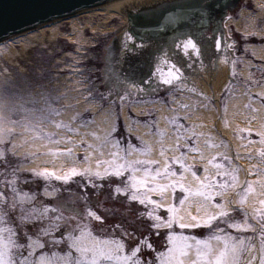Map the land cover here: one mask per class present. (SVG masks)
<instances>
[{
    "label": "snow or ice",
    "instance_id": "1",
    "mask_svg": "<svg viewBox=\"0 0 264 264\" xmlns=\"http://www.w3.org/2000/svg\"><path fill=\"white\" fill-rule=\"evenodd\" d=\"M182 47L185 55L189 54V49L195 53L198 51L192 41L184 42ZM169 69L165 76L158 66L157 74L164 84L172 85L180 74L174 64L169 65ZM205 98L210 102L215 99L214 96ZM260 99L264 101V95ZM183 107L187 108L188 105ZM223 111L227 113L226 105ZM59 115L60 112L51 109L50 116ZM188 119V116L175 117L176 121ZM54 126L67 135L81 136L71 123ZM87 126V123L82 125ZM175 126L182 135L177 136L176 143L168 151L179 154L167 156L162 148L160 156L164 159L153 160L133 158L138 149L131 143L121 148V141L116 138L118 128L114 125L100 148L111 146L116 151L109 152L111 159L97 160L95 167L89 150L94 153L97 149L87 142L89 133L81 136L79 145L74 140L63 137L53 139L49 135L48 139L56 145H72L66 152H50L49 155L67 156L75 161V148L84 147L82 162L86 166L82 170L72 167L61 174L32 170V175L44 182L42 193L25 192L18 179L4 180V188L0 190V264H201L202 261L204 264H264V255L253 258L257 252L255 245L241 239L244 233L259 231L264 246V196L250 206L254 185L247 178V170L242 183L239 176L241 169L233 168L228 163L226 152L222 156L205 159L200 142L204 139L206 147L215 149L226 145H209L206 134L198 132L195 127H185L183 124ZM90 134L96 140L100 139L97 133ZM248 134L252 135L250 129ZM256 134L261 137L259 143L264 145V125ZM10 143L0 134V144L4 145L0 148V161L4 163H7L9 155H15V146L11 150L8 148ZM143 154L150 155V152ZM99 155L103 156L104 152L99 151ZM197 157L204 161L200 169L196 167ZM259 157L264 162V149H261ZM217 159H223L226 163H216ZM198 171L203 174L198 175ZM261 173H264V169L257 174ZM114 180L119 186L113 192L111 182ZM105 182L110 189L109 195L114 194L129 202L130 207H142L138 219L149 222L150 232L163 235V250L153 247L150 237L127 244L123 237L132 233L122 223L112 225L113 229H119L121 239L112 238L115 232H106L103 227L106 218L93 209L91 197L86 195L93 189L103 188ZM24 183L27 185L28 181ZM57 183L60 187H57ZM72 184L78 187L82 185L83 192L74 193L73 201L77 205L82 202L84 207H74L65 215V202L59 199L61 187ZM56 189L60 191L56 192ZM260 189L264 193V180L260 182ZM54 192L55 198L52 195ZM93 221L99 222L101 227L91 228L89 225ZM221 224L225 227H220ZM29 227L34 230L32 233L26 230ZM188 229H207L210 235L206 240H197L194 235L183 234V230ZM228 230H235L238 235L233 236ZM105 233L109 238H101ZM213 241L216 242L215 246ZM137 244L141 247H137ZM142 248L155 253L152 260L145 262L140 259Z\"/></svg>",
    "mask_w": 264,
    "mask_h": 264
},
{
    "label": "rangeland",
    "instance_id": "2",
    "mask_svg": "<svg viewBox=\"0 0 264 264\" xmlns=\"http://www.w3.org/2000/svg\"><path fill=\"white\" fill-rule=\"evenodd\" d=\"M80 21L82 24H85L86 21H90L93 25H97L99 28L105 25V22L100 20L99 16L88 18L87 16L82 15L80 16ZM110 23L111 22H108L107 25ZM59 27L61 32L65 34L71 33L69 22H63ZM126 30L127 27L120 28L111 35L102 36V32H99L98 30L96 32H92L89 27H87V30L84 32L85 43L81 46V49L77 47V44L70 43L68 40L64 39V37L59 36L54 40L48 39L49 32H47L46 38L42 43L38 42L34 46L32 45L24 53L21 52V46L14 44V50L17 51L18 54L12 61L0 56V134H3L4 139L11 141L8 145L10 150L13 148V145L15 146V155H9L7 163L0 161V190H3L4 188L5 179H18L19 184L24 186L23 190L25 192L42 193L44 182L41 179L34 177L32 175V170H47L49 172L61 174L60 171L49 170L40 166L45 162L44 160L48 159H46V157H49L48 161H50L51 165H57L59 157L49 155L48 153L66 152L68 148L72 147V145H65L62 143L60 144L62 145V148L57 150L56 148L58 147L55 146L59 145L52 143L48 139L49 135H52L53 139H60L62 137L65 140L71 139L79 145L81 136L84 133H89L86 139L91 141L90 144H93L92 141H98L90 134L95 132L100 136V143L99 145L94 143V146L98 148L94 153L99 154V151L102 150L104 152L102 159H111L109 152L116 151V149L111 148V150L107 151L105 149L106 147L103 149L100 148V146L104 143L106 136L104 138L102 137L103 132L99 131L102 127L99 124V119H97V116H104L105 111L107 110L108 112L106 115L109 112H113V126L115 125L118 128L116 138L121 141V148H123L127 143H131L138 149L136 154L143 156L138 159H148L147 157H149V155L143 154L145 152H150V155H152V149L149 145H147L152 136L155 137L154 139L157 142L156 147H158V151L160 152L162 148L167 151L169 148H165L166 144L163 141L166 137L170 136L169 133L172 132L176 135H174V139L172 140L175 143L177 136L182 135V132L175 126L176 124H183L185 127H195L193 115L194 110L198 111L205 108L206 110L213 109L217 111L214 103H202L197 99H194L190 104H185L184 101L186 102L193 99L192 93L191 91H188V93L186 92L183 97L181 92L185 89L184 87L180 88L179 86L168 87L170 88V92H167L161 97V99H166L167 102H157L156 104L158 107L154 106L153 108H146V111L144 110V116L132 117L135 115L132 113V105L123 103L121 100L119 103L111 100L113 97L117 96L116 94L119 92L117 93L114 91L115 88L113 84L115 82H113V84L109 83L112 90V96H108L106 92L104 80L105 74L103 71V69L107 66L105 57L110 53H112V56L113 52L119 48L117 34L120 33L117 32ZM91 45L93 46L91 47ZM125 51L127 50L121 51L120 54ZM251 71V77L248 75V86H251L252 89H259L260 87L264 88V77L262 81H260L259 72L253 70ZM110 76L111 75L109 74L106 77L111 79ZM251 81L254 83H251ZM126 91H129V88H127ZM260 94L264 95L263 93ZM259 97L260 95L256 94L253 97V100L258 101L256 99H259ZM260 104L264 107V102H260ZM183 105H188V107L185 108ZM205 105H207V107H205ZM225 105L228 107V104L224 103L222 105L223 109ZM119 107H121L120 114L116 115V113L118 114ZM162 107H165L171 112V114L168 115L162 114V111L159 112V109ZM51 109L57 110L61 113V115L50 116ZM184 110L186 113H184ZM149 111H153V114ZM124 114L127 115V119H125V121L123 117H121ZM161 114L162 119H165L166 126L170 129L162 126ZM176 116H188L189 119L186 121H176ZM126 121L129 123L128 126H126ZM60 123H71L73 128L80 132L81 136L67 135L65 131L54 126L55 124ZM85 123H87L88 126L82 127ZM138 128H143V135H146L147 137L148 135H151L148 141L147 139L144 140L140 137L137 132ZM237 129L238 128L235 129L234 133H237ZM220 131L221 130L214 129L211 132V134L215 137L210 139L209 145L212 143H223L226 147H229L228 142L222 137ZM242 132L244 133V143L251 142L252 144L254 142H259L261 139V137L254 131H251L252 135H249L247 131ZM175 143L171 144L172 147ZM180 143L183 144V141L181 140ZM3 147L4 145L0 144V148ZM54 147L55 150H53ZM172 147H170V149ZM76 148H82L85 150L84 147ZM207 148L209 150L214 149L212 147ZM201 149L204 153L205 149L203 147H201ZM262 149H264V147ZM229 151L230 154L228 155V163H230L233 168H236L237 162H233L231 156L234 155L235 157L236 155H240V153L234 154L233 149H229ZM80 152H76L78 158L77 160L84 164L82 162V157L85 153ZM178 154L179 153H167V156ZM222 155V153L214 152V154H212L208 159L213 156L219 157ZM104 156L108 157L105 158ZM257 157H259V154ZM149 159L157 160L150 157ZM215 162L220 164L226 163L223 159H217ZM38 164L39 166H37ZM200 165L201 163L196 164L197 169L198 167L200 169ZM209 167L211 166L209 165ZM76 168L77 170L83 169H81V167ZM261 168L264 169V162ZM212 171H214V169H212ZM199 173L200 171H198V175ZM239 176L240 180L242 177L241 182H243L245 179L244 176L241 175V173H239ZM25 181H28L27 185H25ZM111 184V190L114 192L115 187H118L119 184L116 180L112 181ZM57 187H60L58 183ZM59 191L60 189H56V192ZM109 191L110 189L108 184L105 182V186L103 188L93 189L90 193H86V195L91 197L90 203L92 206L94 207L96 205V208L94 207L93 209L99 215L106 218V223L103 225L106 232H115L116 234L112 238L121 239L119 229H113L112 225L114 223H122L127 231L132 233L131 236L123 237L124 242L127 244L130 245L135 243L136 239L150 237L153 247L158 250H163L162 245L165 243L163 235L157 236L153 232H150L148 228L149 222L146 219H138L139 213L143 211L142 207L139 205H132L130 207L129 202L116 197L114 194L109 195ZM82 192V185L79 187L77 184L64 186L61 187V195L59 196V199L63 200L64 198L66 199V197L67 199H70L69 196L72 195V193ZM52 195L53 198H55L56 193L54 192ZM251 196L252 194H250V197ZM80 205L81 208L84 207L82 202ZM105 209H108L109 211L106 212ZM236 215H239V213H236ZM89 226L93 229H99L101 224L93 221ZM141 226L143 228L142 231ZM220 227L223 228L225 226L221 224ZM26 230L29 233L34 231L31 227ZM189 231H191V233ZM228 232H230L233 236L238 235L235 230H228ZM228 232L225 233V235H227ZM183 234L194 235L197 240H206L208 239L210 232L207 229H188L183 230ZM101 238L109 237L105 233L101 235ZM241 239H246V242L250 241L252 243L255 240L262 245L259 231L256 233H244L241 235ZM212 243L214 246L216 245L215 241ZM136 246L141 247L139 244ZM154 255L155 253L150 250L142 248L140 259L146 262L152 260ZM157 255H162V253H158ZM262 255H264V246H262ZM209 258L214 259L213 257ZM246 258L247 257L245 256V259ZM201 264H204V262L202 261Z\"/></svg>",
    "mask_w": 264,
    "mask_h": 264
},
{
    "label": "bare ground",
    "instance_id": "3",
    "mask_svg": "<svg viewBox=\"0 0 264 264\" xmlns=\"http://www.w3.org/2000/svg\"><path fill=\"white\" fill-rule=\"evenodd\" d=\"M206 0H113L108 3H104L95 7H92L90 9H86L83 11H80L76 14L67 16L65 18H62L58 21L51 22L49 24H45L43 26H40L38 28L32 29L30 31L21 33L20 35H17L16 37L12 38L11 40H8L5 43H0V56H3L7 58L9 61H12L13 58L18 54L17 51L14 50V44H18L21 46V52L24 53L28 48H30L32 45L34 46L38 42H43V40L46 38V33L49 32V37L48 39L54 40L57 39L59 36L64 37V39L68 40L72 44H77V47L81 49V46L85 43V36L84 32L87 30V27L92 32H96L97 30L99 32H102V36L106 35H111L115 33L117 30L120 28H125L127 27L126 31H121L117 32L120 34H117V40L119 42V48L115 52H113V57L111 59V54H107L105 61L107 68L112 71L115 75V78H122L123 75L119 73L120 67L118 66V60L115 57L117 55V52L120 53L121 51L128 50L132 51V56L139 57L138 55H141L142 53L144 54L143 50H147L148 46L143 43V42H138L136 40L137 36H135V33L141 28L140 32L143 37H148L147 30H144V27L146 28V24L149 23L150 20L153 18H156L161 15V12L163 11H168L170 8H179V7H191V8H196L198 4L205 2ZM258 4H263L264 0H254ZM188 8H182L179 11H175V15H183L187 12ZM87 16L88 18H93L96 16L100 17V20H103L105 22V25L99 28L97 25H93L90 21H86L85 24H82L80 21V16ZM110 20V21H109ZM254 20V18H253ZM63 22H69L70 27H71V33L65 34L60 31V24ZM108 22H111L110 24L107 25ZM115 22V23H114ZM113 23V24H112ZM239 29H241L243 32H248L249 30L253 29V23H243L239 25ZM91 33V32H90ZM189 37H186L182 43H179L178 45L181 46V50L183 55H180L178 57L184 56L186 57L187 60L190 61V63H193L196 59V57H199L201 48L196 47L198 50L196 53L189 49V54L185 55L183 52V43L186 41H191L188 40ZM177 46V45H176ZM208 48L210 51V54L215 56V51H221V45H218L217 41H211L208 43ZM220 48V49H219ZM111 51V50H109ZM152 52V51H150ZM222 52L224 53L223 49ZM174 53V52H173ZM164 54V53H163ZM172 54V53H171ZM218 55V54H217ZM156 56V66L161 69L160 71L163 73V70H170L169 65L174 64L179 72L180 75L184 74V66L182 65V60L179 61V58H176V55L174 54L173 58L171 55H169V59H164V55H155ZM216 57V56H215ZM140 58V57H139ZM179 64H178V62ZM166 62V63H165ZM211 65L215 66L216 69H209L207 70V67L202 68V70L199 73H204L206 77L211 79L212 77V71L214 73V76L212 77V82H213V89L208 88L207 84L204 83V80H202L201 77L197 75V77L188 78V82H180V88L185 87L187 90H183L181 94H183V97L185 96L186 92L191 91L192 93V98L190 101H184L185 104H190L194 99H196V95L199 94V92L203 91L206 92L210 90L213 95H216L215 92L219 89H222L223 82H228L225 81V79L230 78L231 75L233 74H239L242 76H245L241 72H236L233 70L232 64H230L229 60H226L225 58H213L211 60ZM165 67V68H163ZM218 70V72H217ZM149 71H146V75L144 77L151 78L148 74ZM198 72V71H196ZM157 73V71L155 72ZM198 74V73H197ZM179 75V76H180ZM122 76V77H121ZM133 74L130 73L129 77H132ZM156 77H153V81H157L156 85L160 86L163 82L162 79L159 78L158 75H155ZM205 78V77H203ZM125 79V78H124ZM126 80V79H125ZM231 80V79H230ZM128 81V80H127ZM206 82V81H205ZM231 84H235L234 81H230ZM144 83V82H143ZM139 83L137 80L130 85H132V88L135 90H139L140 88H143L145 84ZM155 83V82H154ZM161 83V84H158ZM202 83L203 85H201ZM231 84H229L231 86ZM153 84H146L145 87L147 89H150ZM202 88V89H201ZM261 93L264 94V88H261L259 90ZM194 94V96H193ZM234 93H229L230 98L228 99V107H227V113L222 116V119H219L217 117L218 112H216L213 109L206 110L205 108L200 109L198 111H193L194 112V120H195V127L198 132H203L206 134V139L209 144V141L211 138L215 137L211 134V132L214 129L221 130L220 133L222 137L228 142L229 147H221L218 149H213L209 150L205 146V140L201 139L200 146L205 149L204 152V157L205 159H208L212 154L215 153H222L224 154L225 152L229 155L230 150L233 149L234 154H239L236 155L235 163L237 162L236 168H240L241 175L244 176L246 175L245 170H247V178L253 182L254 185V194L250 197V206L255 205L262 196H264V193L261 192L260 189V182L261 180H264V173L257 174L261 172V166H263V162H261L260 158L257 157V155L260 153V149H262L264 146L261 145L259 142H254L251 144L249 143H244V137L242 135V131H247L250 129L251 131H254L257 133V131L261 128L262 125H264V107L258 103L254 102L253 107H250V100L248 94H244L242 96H239L237 94L233 95ZM215 97V101H218V98ZM158 107V105H150L148 102H140V103H132V112L139 116L145 113V109L149 107ZM192 107V106H190ZM165 107H162L159 109V112L162 111V114H171L170 111L167 109L165 110ZM145 110V111H144ZM108 112L105 111L104 116H97V119H99V124L101 125L102 128L99 129V131L103 132L102 137L104 138L107 133L112 129V126L114 124V115L112 113H106ZM158 112V113H159ZM167 112V113H165ZM184 113L186 111L184 110ZM162 114H161V119H162ZM164 118V117H163ZM103 119V120H102ZM123 119H127V115H123ZM222 121V123H221ZM129 123L126 121V126H128ZM162 126L169 128L166 126L165 119H162ZM221 128H220V127ZM138 127V126H137ZM237 133H234L235 129ZM140 129V130H139ZM170 129V128H169ZM140 135V137L144 140L149 139L151 135H143V128H138L137 131ZM106 134V135H104ZM172 134V135H171ZM170 136L166 137L165 140L163 141L166 146L165 148L172 147L171 144L175 143L172 141L174 139V133L170 132ZM176 136V135H175ZM155 137H151L150 140L148 141V144L150 148L152 149V155H149L150 158H155L157 160H162L160 156V152L158 151V147H156V141L154 139ZM87 142H91L90 140H87ZM96 145H99L100 141H95L93 142ZM246 144V145H243ZM58 147L56 148L57 150H60L62 148V145L55 146ZM55 147L53 150H55ZM98 149L97 147H95ZM45 149V148H43ZM107 151L111 150V146H108L105 148ZM168 149V150H169ZM166 151L168 154H176L174 152ZM81 151V152H80ZM75 152H80V153H85V150L82 148H76ZM90 154L93 155V167H95L97 160L102 159L103 156H100L98 153H93L92 150H89ZM107 158L108 156H104ZM139 157H143L139 154H136L133 158L138 159ZM149 157H147L149 159ZM49 159V157H46V159ZM197 163H203L204 161L200 160L199 157H197ZM44 160L45 162L41 164L40 167L46 168V169H51V170H57L62 172H67L69 171L72 167H81L84 168L86 165L82 164L79 162L77 159L73 161L72 158H69L67 156H60L59 157V162L58 164H50V161ZM40 164V163H39ZM39 164L37 166H39ZM60 164V165H59ZM260 167V168H257ZM61 168V169H60ZM199 168V167H198ZM202 171H200L199 175H202ZM242 181V177H241ZM243 183V182H242ZM183 214V213H181ZM193 214L195 215V211L193 210ZM257 252L254 255V259H258L262 255V245L257 242L253 241Z\"/></svg>",
    "mask_w": 264,
    "mask_h": 264
},
{
    "label": "flooded vegetation",
    "instance_id": "4",
    "mask_svg": "<svg viewBox=\"0 0 264 264\" xmlns=\"http://www.w3.org/2000/svg\"><path fill=\"white\" fill-rule=\"evenodd\" d=\"M182 8H188L187 12L183 15H175V11H179ZM246 22L253 23V29L248 32H243L239 29V25ZM146 29L148 37L142 36L140 32L141 28L135 33V36H137L136 40L148 46L147 50H143L144 54L138 55L140 58L136 57V55L132 56V51L128 50L121 54L117 53L115 56L118 60V66L120 67L119 73L123 75V77L121 76L122 78H115L114 73L108 68L103 69L108 96L112 95L109 83H120V89L117 88L118 85H116V89L114 90L117 93L119 92L116 94L117 96L112 99L115 102L119 103L121 99H125L130 105L134 102H148L152 104L167 102L166 99H161V97L167 92H170V88L168 87L180 86V82H185L186 84L188 78L193 79V77H197V75L205 77H201L202 80H204L208 88L210 87L213 89V71L211 79L206 77L204 73H199L202 68L205 67H207V70L210 68L216 69L214 65H211V60L213 58H225L229 60L233 70L236 69V72H241L245 76L239 74L231 75L230 78L225 79V81L228 82H223L224 86H222V89L215 92L216 95H213L210 90L199 92V94L195 96L198 101L200 100L202 103H214L217 109V111H215L218 112L217 117L219 119H221L224 114L222 105L224 103L227 104L230 98L229 93H234L233 95L237 94L239 96L248 94L250 107H253L254 102H264L260 97L256 99L258 101L253 100L256 94L261 96L259 90L262 87L259 89H252L251 86H248V75L251 77V70L259 72L260 81H262L264 77V2L263 4H258L254 0H206L198 4L195 9L191 7L170 8L168 11L165 10L161 12L160 16L150 20L149 23L146 24ZM186 37H189L188 40L191 39L195 47L201 48V55L196 57L193 63H190L184 56L178 57L183 55V53L180 51L181 46L177 47L176 45L182 43ZM211 41H217L218 45H221V51H215L216 57L210 54L207 46ZM157 54L164 55V59H166V57L169 59V55L173 58L175 54L176 58H179V61L182 60L185 73L178 76L177 82H174V84L168 85L158 83L161 84L158 86L156 85L157 81L152 80L153 77H156L155 75H158L155 73L157 71L155 55ZM112 57L113 56H111V59ZM146 71H149L148 74L151 78L144 77ZM163 71V74L166 76L170 70L168 71L166 69ZM108 73L111 75V79L106 77L109 75ZM130 73L133 74L132 77H129ZM135 80L140 84L144 82L143 84L145 85L149 83L153 85L150 89H147L144 85L143 88L135 90L132 88V85H130L132 82L134 83ZM230 81H234L235 84H231ZM251 83L254 82L251 81ZM200 84L203 85L202 83ZM229 84H231V86ZM127 88H129V91H126ZM206 96H216L218 101L212 100L210 102L205 98ZM120 111L121 107L118 108V114L116 113V115H119ZM149 112L153 114V111ZM144 115L145 113L139 116ZM135 116L139 117L137 115H133L132 117ZM241 133L242 135L244 134L243 132ZM231 157L234 162L236 156L234 157V155H232ZM69 197L70 199H67L68 203L79 207L81 206V203L79 205L74 203L73 193ZM67 214L68 213H65V215Z\"/></svg>",
    "mask_w": 264,
    "mask_h": 264
},
{
    "label": "water",
    "instance_id": "5",
    "mask_svg": "<svg viewBox=\"0 0 264 264\" xmlns=\"http://www.w3.org/2000/svg\"><path fill=\"white\" fill-rule=\"evenodd\" d=\"M110 1L113 0H0V41Z\"/></svg>",
    "mask_w": 264,
    "mask_h": 264
}]
</instances>
